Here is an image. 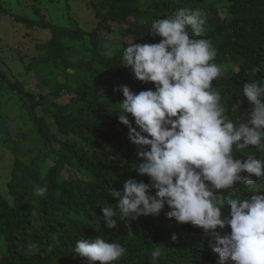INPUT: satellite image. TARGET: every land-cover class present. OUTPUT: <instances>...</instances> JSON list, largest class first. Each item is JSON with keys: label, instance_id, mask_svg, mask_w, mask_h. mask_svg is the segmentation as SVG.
<instances>
[{"label": "trees", "instance_id": "obj_1", "mask_svg": "<svg viewBox=\"0 0 264 264\" xmlns=\"http://www.w3.org/2000/svg\"><path fill=\"white\" fill-rule=\"evenodd\" d=\"M89 5L98 18L90 30L69 11L67 26L44 18L16 17L51 31L47 41L37 44L40 52L25 69L42 76L39 87H48L51 80L55 86L34 93L19 80L8 82L44 147L25 164L15 158L8 182L12 203L0 194V264H90L73 249L77 240L97 235L126 248L125 255L113 264H218V253L212 250L214 238L191 223L168 218L167 204L158 215L131 220V234L119 219L117 228L106 227L101 209L117 203L111 190L123 192L129 178L150 183L147 175L135 170L143 158L129 140L128 127L118 119L124 97L113 89L120 85L136 93L154 89L151 82L139 81L123 65L122 53L130 44L125 38H131V43H157L161 38L150 34L154 20L180 9H199L205 23L197 38L212 40L217 50L214 62L226 69L212 86L221 93L225 115L246 120L251 105L243 85L264 82V0H95ZM114 29L124 41L108 55L100 48L98 35ZM233 104L239 105L235 114ZM246 151L264 159V152L256 147ZM45 185L46 195L36 196L35 189ZM155 191L150 189L151 194ZM30 244L36 246L31 251ZM155 248L162 254L153 261Z\"/></svg>", "mask_w": 264, "mask_h": 264}, {"label": "clouds", "instance_id": "obj_2", "mask_svg": "<svg viewBox=\"0 0 264 264\" xmlns=\"http://www.w3.org/2000/svg\"><path fill=\"white\" fill-rule=\"evenodd\" d=\"M202 16L199 9H180L156 19L150 34L159 42L130 43L123 50V65L139 81L154 85L138 93L126 85L113 89L124 97L118 119L143 158L135 170L150 183L129 178L123 192L111 190L117 203L102 207L103 220L109 229L118 227L117 219L124 221L131 234V220L158 215L167 204L168 218L214 238L218 264H264V159L246 151L253 146L264 152V82L243 85L251 105L246 120L225 115L212 82L226 69L214 62L212 40L197 38ZM238 108L233 104L231 112ZM46 193V185L35 189L36 196ZM35 247L30 244L29 250ZM126 251L101 235L77 240L73 249L90 264H113ZM161 254L155 248L152 260Z\"/></svg>", "mask_w": 264, "mask_h": 264}, {"label": "rangeland", "instance_id": "obj_3", "mask_svg": "<svg viewBox=\"0 0 264 264\" xmlns=\"http://www.w3.org/2000/svg\"><path fill=\"white\" fill-rule=\"evenodd\" d=\"M94 1L0 0V194L9 203L13 200L9 193L8 182L12 177L15 158H18L21 164H25L40 152L44 143L37 134L36 126L27 109L8 82L19 80L25 89L34 93L40 91L45 93L55 86L54 80H51L48 87H39L42 76L36 74L34 70L28 72L25 69L33 57L40 52L37 44L47 41L51 31L37 24L29 26L16 17L36 21L44 18L67 26L71 22L69 14L67 15L69 11L78 24L90 30L98 20L95 10L89 5ZM112 24L116 29V24ZM98 40L100 48L108 55L116 51L114 45H121L124 41L116 30L100 31ZM125 41L132 42L131 38H125ZM59 80L63 81V77H59ZM66 175L70 177L71 173L66 171ZM33 216L34 221L37 222L39 216L37 209Z\"/></svg>", "mask_w": 264, "mask_h": 264}]
</instances>
